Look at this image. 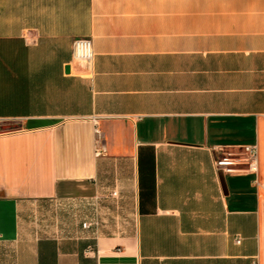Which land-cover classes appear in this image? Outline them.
<instances>
[{"label":"crops","instance_id":"obj_1","mask_svg":"<svg viewBox=\"0 0 264 264\" xmlns=\"http://www.w3.org/2000/svg\"><path fill=\"white\" fill-rule=\"evenodd\" d=\"M8 122L0 264H264V0H0Z\"/></svg>","mask_w":264,"mask_h":264},{"label":"built area","instance_id":"obj_2","mask_svg":"<svg viewBox=\"0 0 264 264\" xmlns=\"http://www.w3.org/2000/svg\"><path fill=\"white\" fill-rule=\"evenodd\" d=\"M94 58L92 41L88 38H79L74 40L72 60L76 63H84L90 65ZM95 133L97 136L100 130L97 127ZM104 152L102 147L96 149V155ZM215 166L219 170L227 174H256L258 169V147L256 144H249L240 147L237 150L223 151L215 159ZM91 222H82L83 228H89ZM236 243H240V237L236 238ZM253 264H258L257 260H253Z\"/></svg>","mask_w":264,"mask_h":264},{"label":"rangeland","instance_id":"obj_3","mask_svg":"<svg viewBox=\"0 0 264 264\" xmlns=\"http://www.w3.org/2000/svg\"><path fill=\"white\" fill-rule=\"evenodd\" d=\"M2 124H9V126H10V127L8 128L9 131L17 128V126L15 125L14 122H8V123H2ZM3 131H5V130L2 129V132H3Z\"/></svg>","mask_w":264,"mask_h":264},{"label":"water","instance_id":"obj_4","mask_svg":"<svg viewBox=\"0 0 264 264\" xmlns=\"http://www.w3.org/2000/svg\"><path fill=\"white\" fill-rule=\"evenodd\" d=\"M66 70L68 71V67L66 68ZM10 126H9V124H2L1 126H0V129H3V130H5V131H8V128H9Z\"/></svg>","mask_w":264,"mask_h":264}]
</instances>
